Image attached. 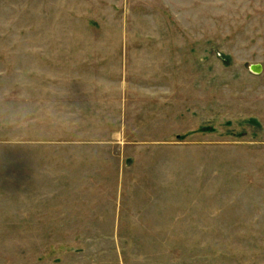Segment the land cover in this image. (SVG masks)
<instances>
[{"label":"rangeland","instance_id":"1","mask_svg":"<svg viewBox=\"0 0 264 264\" xmlns=\"http://www.w3.org/2000/svg\"><path fill=\"white\" fill-rule=\"evenodd\" d=\"M0 264H264V0H0Z\"/></svg>","mask_w":264,"mask_h":264},{"label":"crops","instance_id":"2","mask_svg":"<svg viewBox=\"0 0 264 264\" xmlns=\"http://www.w3.org/2000/svg\"><path fill=\"white\" fill-rule=\"evenodd\" d=\"M99 169L102 168L101 165H99L98 167ZM99 182V181H98ZM121 195L120 194H115V196L112 198V206L108 209L107 212L102 210L103 207L101 206H95V205H91V204H83L82 206H84L85 208H87V212H90V216L93 217L97 222H101L102 218L106 217L107 215L111 216V219L113 221V228H111V230H114V231H117L119 229L118 225H119V218L118 216H120V211L122 209V206H121ZM39 200V199H37ZM38 206V205H37ZM36 206V208H37ZM106 212V213H105ZM61 213H58L57 216H69L68 213H62V215H60ZM111 214V215H110ZM69 222L71 221V219H67ZM97 222H90V224H95ZM62 225H65V224H62ZM76 230H78L76 228ZM92 230H100L99 228H92Z\"/></svg>","mask_w":264,"mask_h":264},{"label":"water","instance_id":"3","mask_svg":"<svg viewBox=\"0 0 264 264\" xmlns=\"http://www.w3.org/2000/svg\"><path fill=\"white\" fill-rule=\"evenodd\" d=\"M251 70L252 71H254V72H259V71H261V67H260V65H251Z\"/></svg>","mask_w":264,"mask_h":264}]
</instances>
